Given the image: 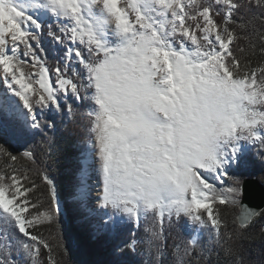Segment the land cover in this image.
Masks as SVG:
<instances>
[{
  "label": "snow or ice",
  "instance_id": "1",
  "mask_svg": "<svg viewBox=\"0 0 264 264\" xmlns=\"http://www.w3.org/2000/svg\"><path fill=\"white\" fill-rule=\"evenodd\" d=\"M69 101L90 104L69 195L88 210L94 181L98 229L143 227L121 252L163 264L183 220L174 264H212L205 232L244 264L239 242L264 217L236 174L253 151L264 161V0H0V135L46 134L48 113L75 119ZM19 155L34 167L0 144V264H65L57 187Z\"/></svg>",
  "mask_w": 264,
  "mask_h": 264
},
{
  "label": "trees",
  "instance_id": "2",
  "mask_svg": "<svg viewBox=\"0 0 264 264\" xmlns=\"http://www.w3.org/2000/svg\"><path fill=\"white\" fill-rule=\"evenodd\" d=\"M43 43L48 53L49 67H54L57 56L54 45L47 35V29H45ZM255 59L258 57L254 58V62ZM69 103H72L76 110L75 119H69L66 112L64 114L48 113L47 117L54 122L55 127L47 129L46 134L42 133L23 139L13 138L10 134L0 135V144L18 155V166L34 167L31 161L19 155L26 149L31 150L36 160L35 167L46 171L57 187L60 197L59 230L66 251L55 252L54 256L57 259H63L65 264H152L151 257L141 254L143 245H138L136 253L127 251V249L125 252L119 250L133 238V232L136 233L137 239L144 236L142 226L136 229L131 224H125L117 225L114 230L98 229L96 227L98 217L81 208L69 195L75 190L78 183L79 157L85 141L90 135L88 131L89 118L86 115L90 107L89 102L69 101ZM44 141H48L47 153L42 147ZM236 174L242 181L254 178L264 184V161L253 151L248 154L246 165L237 169ZM41 190H43V186ZM238 211V209H230L228 212L229 230H231L233 214ZM262 227H264V217H256L253 225L247 230V238L239 242L244 264H264ZM189 235V229L185 227L183 220L171 228H166V249L162 258L163 264H174L173 246L186 240ZM199 242L206 248L212 249L210 257L212 264H235V258L225 255L223 247L211 241L208 233H203Z\"/></svg>",
  "mask_w": 264,
  "mask_h": 264
},
{
  "label": "water",
  "instance_id": "3",
  "mask_svg": "<svg viewBox=\"0 0 264 264\" xmlns=\"http://www.w3.org/2000/svg\"><path fill=\"white\" fill-rule=\"evenodd\" d=\"M243 187L242 203L257 212L264 210V184L258 179L249 178L243 181Z\"/></svg>",
  "mask_w": 264,
  "mask_h": 264
},
{
  "label": "rangeland",
  "instance_id": "4",
  "mask_svg": "<svg viewBox=\"0 0 264 264\" xmlns=\"http://www.w3.org/2000/svg\"><path fill=\"white\" fill-rule=\"evenodd\" d=\"M91 184V183H90ZM92 186H93V184H92ZM94 187V186H93ZM95 191L94 190H92V193H91V197H90V204H89V209L88 210H86L88 213H90V214H93V215H95V216H97L98 217V219H97V222H96V226H97V224H98V222L100 221V216L102 215V213L104 212V211H106V210H104V209H100V208H97L98 207V204H96V196H93V193H94ZM119 219V218H118Z\"/></svg>",
  "mask_w": 264,
  "mask_h": 264
},
{
  "label": "bare ground",
  "instance_id": "5",
  "mask_svg": "<svg viewBox=\"0 0 264 264\" xmlns=\"http://www.w3.org/2000/svg\"><path fill=\"white\" fill-rule=\"evenodd\" d=\"M90 183L93 184V186H94V187H93V190L95 191V184H94V181H90ZM93 196H96V192L93 193ZM97 208H99V206H98Z\"/></svg>",
  "mask_w": 264,
  "mask_h": 264
}]
</instances>
